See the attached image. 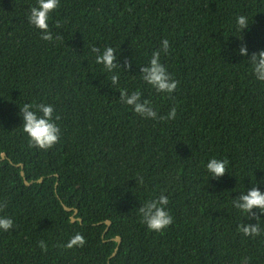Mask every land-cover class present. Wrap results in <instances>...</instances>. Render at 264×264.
<instances>
[{"label": "trees", "instance_id": "trees-1", "mask_svg": "<svg viewBox=\"0 0 264 264\" xmlns=\"http://www.w3.org/2000/svg\"><path fill=\"white\" fill-rule=\"evenodd\" d=\"M35 3L0 0V214L14 225L0 230V264H264V212L232 204L264 192V83L239 55L264 49V0H60L51 41L27 21ZM162 38L170 94L141 79ZM105 46L117 85L95 63L92 49ZM121 88L140 91L156 118L133 112ZM27 102L54 108L49 149L29 146L18 115ZM210 156L228 160L223 174L205 172ZM161 193L173 220L150 231L137 209ZM77 232L83 246L65 247Z\"/></svg>", "mask_w": 264, "mask_h": 264}, {"label": "clouds", "instance_id": "clouds-1", "mask_svg": "<svg viewBox=\"0 0 264 264\" xmlns=\"http://www.w3.org/2000/svg\"><path fill=\"white\" fill-rule=\"evenodd\" d=\"M60 0H36L27 13V21L30 25L40 30V37L45 41L54 39L49 31L50 13L58 8ZM249 18L246 15H237L235 17V28L244 29L248 26ZM169 42L166 38L160 41V50L152 51L148 58L147 65L141 68V79L147 85H150L157 92L170 94L176 86L177 81L171 77L166 65L161 62V52L167 53ZM96 53L95 63L102 65L103 69L111 74L110 78L113 84H118L119 73L114 72L116 64L114 63V49L111 46H105L103 50L93 48ZM239 55L247 58L248 69L252 78L264 83V49L253 51L250 55L247 49L240 47ZM140 91L120 89L121 101L130 106L131 110L146 118H156V112L149 105L148 101L140 102ZM54 108L48 103H23L19 106L18 115L21 119L22 131L28 138L29 146L39 149L51 148L59 139L60 129L54 118ZM176 115L175 107L167 113V119H173ZM164 119V117H160ZM228 165L227 159H220L215 156L208 157L203 162V167L208 175L213 177L224 173ZM169 196L161 193L159 196L145 200L137 209L142 223L147 230L159 232L172 223L173 217L168 209ZM233 206L242 214L249 212L253 207L264 212V192L253 186L246 192H242L239 198L232 202ZM2 207V205H0ZM13 225L12 217L0 214V230L7 231ZM237 231L245 236L257 235L261 229L259 224H238ZM85 243L84 237L79 233H74L64 244L65 247H81ZM40 247H45L44 242H39Z\"/></svg>", "mask_w": 264, "mask_h": 264}, {"label": "water", "instance_id": "water-1", "mask_svg": "<svg viewBox=\"0 0 264 264\" xmlns=\"http://www.w3.org/2000/svg\"><path fill=\"white\" fill-rule=\"evenodd\" d=\"M3 157H4V153H1V158H3ZM20 173L23 175L22 170L20 171ZM24 183H25V184H28V182H27L25 179H24ZM64 208H65V210H67V211L70 210V207H66V206H64ZM76 212H77V210L74 209L73 214L70 216V221H71V222H74V221L77 220V221H79V222L81 223V218H80V217H75ZM104 222H105V224H106V228L104 229L103 233L108 229V226H109V224H110V221H109V220H105ZM102 235H103V234H102ZM113 239L117 242V245H118L119 242H120V238H119L118 236H116V237H114ZM116 248H117V247H115V249H114L112 255L115 254Z\"/></svg>", "mask_w": 264, "mask_h": 264}]
</instances>
